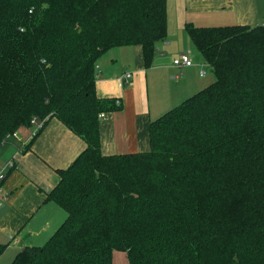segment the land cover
<instances>
[{
	"label": "trees",
	"instance_id": "16d2710c",
	"mask_svg": "<svg viewBox=\"0 0 264 264\" xmlns=\"http://www.w3.org/2000/svg\"><path fill=\"white\" fill-rule=\"evenodd\" d=\"M167 4L0 0V149L34 118L87 142L47 195L67 218L10 264H113L115 249L128 264H264L263 24L187 23L216 80L150 123V150L102 153L100 114L122 101L98 96V61L140 45L150 68Z\"/></svg>",
	"mask_w": 264,
	"mask_h": 264
},
{
	"label": "crops",
	"instance_id": "0c3cea01",
	"mask_svg": "<svg viewBox=\"0 0 264 264\" xmlns=\"http://www.w3.org/2000/svg\"><path fill=\"white\" fill-rule=\"evenodd\" d=\"M167 8L165 41L170 51L157 54L150 68L145 67L140 45L112 48L98 61V96L122 101V108L111 111L100 124L105 155L150 150V123L168 112L173 102L187 99L214 81L205 62L191 56L193 41L187 23L264 24V0H168ZM178 50L190 52L192 66L174 64L182 54ZM127 72L132 77L126 81ZM31 133V127L19 129V138L0 149V172L5 168L8 174L0 180V244L6 246L0 264H10L27 246H41L65 221L66 211L48 201L47 195L60 180L57 170L68 168L87 147L83 138L53 117L33 139L31 148L22 153ZM11 160L15 166L6 167Z\"/></svg>",
	"mask_w": 264,
	"mask_h": 264
},
{
	"label": "built area",
	"instance_id": "2783aa9c",
	"mask_svg": "<svg viewBox=\"0 0 264 264\" xmlns=\"http://www.w3.org/2000/svg\"><path fill=\"white\" fill-rule=\"evenodd\" d=\"M264 25V24H263ZM174 64L176 66H179L180 68H182L183 66H192L193 65V61L191 59V56H190V52H182V54L176 58L174 60ZM205 71L202 70V73L201 74H204ZM132 77V74L127 72V73H124V76H123V80H128L129 78ZM118 104L120 103V101L117 102ZM108 113H105V112H102L100 114V119L101 121H104L108 118ZM44 120H40L39 118H34L32 120V124H31V129H32V133H31V136L28 140L27 143H29L33 138H35L38 133L40 132L41 128L44 126ZM12 138H19V131H16L14 133H9V135L6 136V138L3 140L2 144H5L7 143L10 139ZM26 144V143H25ZM15 166V162L14 160H11L6 167L8 168H13ZM7 173L5 172V168H3V170L0 172V180H4L5 178H7Z\"/></svg>",
	"mask_w": 264,
	"mask_h": 264
},
{
	"label": "rangeland",
	"instance_id": "374dc122",
	"mask_svg": "<svg viewBox=\"0 0 264 264\" xmlns=\"http://www.w3.org/2000/svg\"><path fill=\"white\" fill-rule=\"evenodd\" d=\"M167 36H168V32H167ZM168 38V37H167ZM190 42H191V40H190ZM167 42L166 41H161V42H159L158 43V45L156 46V55L158 54H160V53H162V51H164V52H167V51H170V49L167 47V44H166ZM192 43V54H191V56H192V58H197L198 57V59H199V61H201V63H203L204 64V58H203V56H202V54H201V52H200V50H198L197 49V47H195L194 46V44H193V42H191ZM177 47V45H174V49ZM180 53H182L183 51L182 50H178ZM184 52H187V51H184ZM205 69L210 73L211 72V74L213 75V79H214V81L216 80L215 79V75H214V73H213V70L211 69V67L209 66L208 67V65L205 63ZM214 81H212V82H214ZM208 85H210V84H208ZM205 87H207V86H205ZM187 98V97H186ZM182 101L183 100H181L180 102H173V103H175V104H170V106L169 107H175V105H179L180 103H182ZM10 141L12 142L13 141V138L12 139H10ZM10 143V142H9ZM8 143V144H9ZM113 264H128L129 263V258H127V254H126V252L125 251H123V250H120V249H115V251L113 252Z\"/></svg>",
	"mask_w": 264,
	"mask_h": 264
}]
</instances>
